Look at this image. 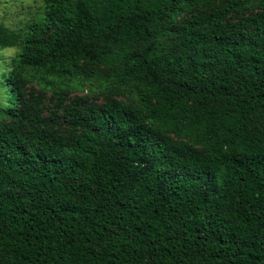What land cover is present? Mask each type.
Segmentation results:
<instances>
[{
	"label": "trees",
	"instance_id": "obj_1",
	"mask_svg": "<svg viewBox=\"0 0 264 264\" xmlns=\"http://www.w3.org/2000/svg\"><path fill=\"white\" fill-rule=\"evenodd\" d=\"M0 76V264H264V0H42Z\"/></svg>",
	"mask_w": 264,
	"mask_h": 264
},
{
	"label": "rangeland",
	"instance_id": "obj_2",
	"mask_svg": "<svg viewBox=\"0 0 264 264\" xmlns=\"http://www.w3.org/2000/svg\"><path fill=\"white\" fill-rule=\"evenodd\" d=\"M42 0H0V25L13 30L23 29L37 15ZM14 48L0 49V76L10 58L14 56ZM3 90L0 87V103Z\"/></svg>",
	"mask_w": 264,
	"mask_h": 264
}]
</instances>
